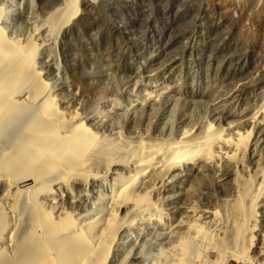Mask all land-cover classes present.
<instances>
[{
  "label": "rangeland",
  "instance_id": "1",
  "mask_svg": "<svg viewBox=\"0 0 264 264\" xmlns=\"http://www.w3.org/2000/svg\"><path fill=\"white\" fill-rule=\"evenodd\" d=\"M20 1L0 0V26L9 37L3 42L7 50L0 71L12 68L4 61L13 46V53L21 51L23 56L35 42L38 50L30 61L18 64L17 84L0 103L2 129L25 111L21 123L14 120L12 130L3 129L14 131L6 144H15L19 134L37 125L46 108L75 128L83 121L76 111L96 106L97 123L85 122L91 131L107 139L121 132L128 142L138 136L180 140L206 118L218 126L231 123L251 134L238 173L257 192L254 219L264 227V182L255 175L264 166V118L259 126L243 122L264 103V0H78L80 9L74 11L76 0H33L32 6H19ZM65 15L70 18L62 23ZM148 91L158 94L155 100H144ZM100 145L86 147L83 157L55 169L49 182L64 180L80 193L73 205L66 201L64 189L53 187L59 213L81 222L88 220L83 217L90 211L94 218L108 215L107 208L95 211L86 205L108 200L103 199L114 188V173L97 166L90 172L93 184L85 191L70 175ZM37 160L31 157L33 164ZM192 167L170 171L163 180L155 174L147 177L139 192L149 190L165 216L158 218L135 205L117 212L121 227L110 238L103 264H138L134 254L159 249L173 234L178 238L171 220L183 212L182 206L217 207L237 185L227 180L219 188L216 171L200 163ZM32 174L30 167L3 165L0 156V203L9 214L0 249L8 247L9 235L13 244L22 231L25 209L29 215L38 211L30 203L31 193L21 192L20 186L21 178ZM228 264L253 263L232 259Z\"/></svg>",
  "mask_w": 264,
  "mask_h": 264
},
{
  "label": "bare ground",
  "instance_id": "2",
  "mask_svg": "<svg viewBox=\"0 0 264 264\" xmlns=\"http://www.w3.org/2000/svg\"><path fill=\"white\" fill-rule=\"evenodd\" d=\"M63 1V4L69 2ZM77 2L71 5V11L80 9ZM23 4L32 6L33 0L18 3L19 6ZM58 10L61 11V7ZM3 12L4 8L0 6V15ZM232 14L235 15V12ZM68 19L67 15L63 16L62 23ZM5 31L0 26V58L7 50L3 46L9 38ZM10 43L9 40L6 44L9 46ZM14 48L4 61V66L12 68L0 71V103L6 91L17 84L18 64L30 61L38 50V44L30 45L27 56H23L21 51L13 53ZM157 96V93L148 91L144 100L153 101ZM24 113L20 110L19 116L11 117L3 129L12 130V122L18 120L17 124L21 123ZM99 114L96 106L84 107L75 115L83 121L71 128L68 120L58 118L57 114L54 117L50 108H46L40 115L38 128L35 125L30 131L19 134L20 140L15 144H6L14 131L0 128L3 165L18 164L32 168L33 174L22 177L20 186L21 192L31 193L30 203L38 208L31 215L25 209L26 224L13 244L9 235L8 247L0 249V264H103L110 238L121 227L117 212L135 205L158 218L165 216L160 203L153 200L149 190L139 192L147 177L155 174L163 180L170 171L192 169L198 163L216 171L219 188L227 180H234L237 185L228 190L231 193H226L217 207L195 210L184 204L183 212L179 215L175 213L171 220L179 231L178 238L170 234L168 241L158 245L159 249L136 253L133 259L138 264H228L232 259L264 264V227L259 228L257 217L254 219L257 192L251 191L249 179L242 178L238 173L241 157L249 149L250 131L242 132L231 123L218 126L206 118L196 128L186 131L180 140L138 136L140 139L128 142L121 132H118L119 137L107 139L91 131L87 124L95 125ZM263 118L264 103L253 114L243 117V122L246 126H259ZM43 135L45 138L41 144L39 141ZM99 141L101 145L86 155L79 168L70 175L76 185L85 191L93 184L90 172L97 166H105L108 172L114 173V188L103 199L108 200L86 205L95 211L107 208L109 213L105 217L99 215L94 218L95 214L90 211L88 218L86 215L83 217L88 220L81 222L79 218L72 219L66 213H59L53 187L64 189L66 201L73 205L79 202L80 193L71 191L64 180L55 183L49 180L62 163H73L85 155L83 150L86 147L95 146ZM218 148L223 152H218ZM33 155L38 158L35 164L31 162ZM260 167L255 175H259L263 183L264 166ZM89 200L95 199L89 196ZM8 216L0 203V242L6 237L4 231L9 227ZM78 225H81L80 228Z\"/></svg>",
  "mask_w": 264,
  "mask_h": 264
}]
</instances>
